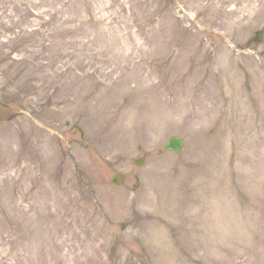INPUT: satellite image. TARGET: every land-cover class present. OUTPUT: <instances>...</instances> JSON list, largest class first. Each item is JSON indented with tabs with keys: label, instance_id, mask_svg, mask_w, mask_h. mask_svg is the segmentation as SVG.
I'll return each mask as SVG.
<instances>
[{
	"label": "rangeland",
	"instance_id": "374dc122",
	"mask_svg": "<svg viewBox=\"0 0 264 264\" xmlns=\"http://www.w3.org/2000/svg\"><path fill=\"white\" fill-rule=\"evenodd\" d=\"M0 264H264V0H0Z\"/></svg>",
	"mask_w": 264,
	"mask_h": 264
},
{
	"label": "water",
	"instance_id": "95a60500",
	"mask_svg": "<svg viewBox=\"0 0 264 264\" xmlns=\"http://www.w3.org/2000/svg\"><path fill=\"white\" fill-rule=\"evenodd\" d=\"M183 146V140L182 138L178 136H172L167 139V141L164 143L163 149L165 151H172V152H179ZM142 160L138 159L136 163L139 165L141 164ZM113 183L118 184L120 182V175H115L112 180Z\"/></svg>",
	"mask_w": 264,
	"mask_h": 264
}]
</instances>
